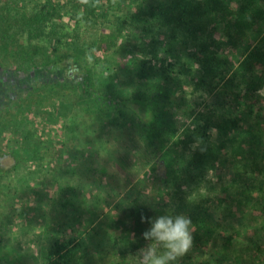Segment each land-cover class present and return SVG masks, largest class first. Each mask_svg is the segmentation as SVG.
Instances as JSON below:
<instances>
[{
    "label": "trees",
    "instance_id": "trees-1",
    "mask_svg": "<svg viewBox=\"0 0 264 264\" xmlns=\"http://www.w3.org/2000/svg\"><path fill=\"white\" fill-rule=\"evenodd\" d=\"M65 14L74 22L72 28L53 21ZM97 23L99 28H93ZM137 31L151 39H134ZM228 48L240 52L237 63L230 64ZM0 64L17 71L43 65L64 77L34 91L30 111L53 101L63 107L73 99L103 132L126 129L142 145L153 193L144 196L142 190L129 188L127 196L133 198L126 201V210L134 223L147 203L182 199L193 190L197 196L190 203L198 213L190 216L193 247L185 264L246 262L239 255L228 258L235 234L218 244L219 223L208 206L199 205V197L208 192L205 175L239 133L238 123L250 120L264 130L255 97L264 83V0H0ZM197 91L205 94L196 96ZM4 120L0 115V132L9 122ZM15 168L0 165V192ZM246 174L244 166L234 169L222 189L239 209L253 195L264 199V184ZM105 187L106 197L118 199L120 192ZM211 241L209 256L194 254L196 248L201 253L210 249ZM84 243L55 239L45 264L70 263ZM3 247L0 264H16L6 259ZM261 253L250 264H262Z\"/></svg>",
    "mask_w": 264,
    "mask_h": 264
},
{
    "label": "rangeland",
    "instance_id": "rangeland-1",
    "mask_svg": "<svg viewBox=\"0 0 264 264\" xmlns=\"http://www.w3.org/2000/svg\"><path fill=\"white\" fill-rule=\"evenodd\" d=\"M53 21L67 28L74 26L69 14ZM99 25L93 28L98 29ZM132 36L143 41L151 39L142 37L138 31ZM225 51L229 53L230 64L241 58L239 51L232 48ZM58 80L63 81L64 77L43 65L17 71L0 64V115L5 118L4 124L9 119L6 129L0 132V165L6 170L16 165L5 177L0 192L2 252L16 264H45L52 242L71 237L85 243L68 264H134L132 256L147 244L142 232L148 224L142 223L141 218L134 223L129 217L126 201L133 197L127 196V192L131 187L142 190L144 196L153 193L151 187L148 189L152 180L148 178L151 165L147 152L126 129L103 132L97 120L72 104L73 99H67L63 107L59 101H53L30 111L28 102L34 97L32 93ZM189 88L186 91L190 92ZM204 94L196 92V96ZM255 97L257 108L264 114V83ZM21 107L26 110L17 116ZM238 124L239 133L233 134V141L222 151L216 168L205 175L208 192L200 193L199 205L208 206L213 221L219 223L218 244L227 242L230 233L235 234L228 258L232 261L234 255H239L246 260L239 264H250L258 252L264 258V199L253 195L239 209L234 203L230 205L222 189L239 166L245 167L246 175L264 184V130L250 120ZM210 133L216 140L215 129H210ZM107 185L112 192H120L115 194L118 199L106 197ZM235 194L232 195L237 197ZM196 196L191 190L182 199L153 200L145 205L144 215L155 217L172 210L193 217L198 210L190 201ZM213 244L211 241L210 249L204 253L196 248L194 254L209 256ZM185 257L180 264L187 262Z\"/></svg>",
    "mask_w": 264,
    "mask_h": 264
},
{
    "label": "clouds",
    "instance_id": "clouds-1",
    "mask_svg": "<svg viewBox=\"0 0 264 264\" xmlns=\"http://www.w3.org/2000/svg\"><path fill=\"white\" fill-rule=\"evenodd\" d=\"M148 224L142 232L147 244L140 247L134 264H180L181 259L193 247V221L189 215L166 210L164 214L141 216Z\"/></svg>",
    "mask_w": 264,
    "mask_h": 264
}]
</instances>
